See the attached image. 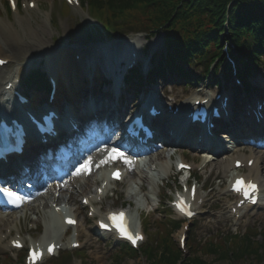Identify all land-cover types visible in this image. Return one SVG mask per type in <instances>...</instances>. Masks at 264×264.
<instances>
[{"label": "rangeland", "instance_id": "obj_1", "mask_svg": "<svg viewBox=\"0 0 264 264\" xmlns=\"http://www.w3.org/2000/svg\"><path fill=\"white\" fill-rule=\"evenodd\" d=\"M28 1L17 0V3H22L23 6L18 12L12 11L11 14L7 15L4 8V5L7 6L6 0H0V47L3 48V52H0V57L11 56L13 58L10 65L2 68L0 84L5 74L15 72L20 74V77H24L33 70L34 65L40 64L47 73L54 72L55 74L56 72L57 81L59 80L60 84H64V81H66L65 85L68 87L79 81V88L83 87V90H85L90 81L89 77L93 76L91 73H101L104 70L103 66L105 67L106 64V61L103 62L100 59V63L97 66V59L93 62V58L90 55L92 47L100 43L111 42L106 46L105 52L107 54L113 53V49L118 47L121 50H125L127 41H132L134 47L139 51L143 50V56L140 57L141 60L143 58L148 59L151 56L157 59L167 54V44L163 30L155 32L152 36H146L142 31L133 33L130 28H122L119 30L122 34L116 35L115 39L108 41L102 24L99 20L93 18L86 8L75 9L70 5H68V8H63L61 7L64 6L63 0H33L37 6L36 8H30L26 5ZM81 1L83 2V0ZM40 46L45 48L41 49L39 48ZM76 52L80 54L76 55ZM74 54L81 58L77 63L75 62ZM111 64L114 63L110 61V67L108 68L110 74L107 72L109 77L106 80L108 84L111 82L110 76L113 66ZM256 68L257 71L250 75L249 79L260 78L261 81H264V58ZM187 69L192 74H199L202 72V65L195 62L193 66L187 67ZM72 75H75V77ZM218 76L221 77V73ZM25 83L23 87L27 88ZM204 83L199 82L197 88L188 90L184 86L164 85L162 81L156 80L155 84H152L150 88L153 91L156 89L155 93L157 94L164 93L171 96H180L182 101L187 102L198 94H207L212 91ZM232 85L233 82L231 81L229 87ZM74 87L75 85L72 86V88ZM80 89L75 94L77 101L85 98V91L83 92ZM30 91L31 108L41 107L45 103L46 95L43 92H38L35 85L32 86ZM255 91L251 94L252 98L254 96L259 98L264 92L261 89ZM58 93L59 95L54 104L56 108H60V106L76 107L74 101L69 99L66 94H63L62 90ZM69 96L71 97L72 95ZM33 99L35 100L33 101ZM2 100L1 103L3 102ZM234 105V110H237ZM10 111H14V103L11 105ZM241 129L249 131L248 127L245 128V126H241ZM221 145L234 149L231 143H222ZM167 152H170L167 151V148H159L146 157L145 160L148 161V164L144 168L141 167V174L137 176L138 178L127 182L122 189H119L117 196H108L98 202L95 205L96 213H101L108 208L125 206L129 210L133 224H139L141 227V223L145 224L146 241L148 242V238L150 239L151 233L156 235L155 237L152 236V240L160 241L157 234L165 236L175 227L173 221L178 220V216L169 208L166 200L172 198L173 188L178 184L179 180L186 177V175H182L176 178L173 174L174 170L166 169V164L160 162V159H165L173 153L171 151L167 155ZM175 153L184 154L183 156L187 159L198 162L193 169L198 168L197 171L195 170V174L196 178L200 180L198 185L200 193L204 197V204L199 208L195 219L190 220L185 240L187 244L191 242L195 245L193 250L199 257L207 261L214 259V255L204 251V246L208 243H218L229 247L233 243V240L229 237L235 235V233L243 235L252 230L254 233L262 231L264 235V200H261L263 204L261 203L260 207L250 209L241 218L236 217L230 211L231 197L228 196L223 186L226 173L219 166V163H215L222 156L226 158V155H220L216 161L210 162L206 167H202L199 164L201 161H205V158H203L204 154L188 152L183 148L177 149ZM229 153H232V151H229ZM246 153H249V151H246ZM254 153L261 157L259 179L264 183V148L254 149ZM177 157L178 155H175V158ZM99 161L91 165V167L98 166L100 164ZM152 164L155 165L151 166ZM107 166L108 164H102L100 167L105 168ZM99 173L97 169L95 173L87 175V171L83 170L80 175L73 178V175L76 174L75 171L63 179L62 182L64 183L61 186H51V190L44 198L36 196L38 193L43 192L41 191L29 197L25 206L20 210L9 214L0 212V216H9L10 219L7 223H5L4 219L0 221V233L5 232L7 228H12L15 233L22 230L26 239H29L28 234L33 233L35 230H37L35 234L37 238L48 235L50 222L54 218L50 202L59 199L57 202L67 203L66 206L76 213L81 221V227L78 230L82 248L77 251L62 250L59 257H62L63 264H150L144 254H125L124 252L118 254V251H120V248H118L120 247L119 244L114 243V238L110 234L98 235L96 230H94V221L82 209L80 204L81 197L87 196L94 191ZM141 178L144 179L143 182H141ZM86 183H89V186L84 189L83 187L86 186ZM140 183H143L142 188H140ZM64 185L67 187H64ZM202 186H204L203 189H200ZM160 199H163L164 202L162 203L164 205L159 207L157 203ZM181 229L179 227L170 234L176 246L177 239L182 232ZM56 232L60 238L69 241L70 237H63L62 230H56ZM2 246L0 248V264H19L18 261L20 259L22 261V253L10 251L4 245ZM182 252L185 256L191 254L188 246L183 248ZM16 253L19 254V257H16ZM53 259L49 258L43 264H53L55 262V259ZM214 261L213 264H248L251 259H247V257L230 260L217 258ZM258 264H264V261Z\"/></svg>", "mask_w": 264, "mask_h": 264}, {"label": "trees", "instance_id": "obj_2", "mask_svg": "<svg viewBox=\"0 0 264 264\" xmlns=\"http://www.w3.org/2000/svg\"><path fill=\"white\" fill-rule=\"evenodd\" d=\"M89 9L103 20L107 30L119 32L121 28L144 31L149 35L163 30L167 44V54L160 58V65L150 75H175L193 84L201 80V75H192L183 65L201 64L204 66L202 78H207L210 69L213 74L224 62L221 51L224 40H230L234 48L230 51L241 66L240 78H245L253 66L264 57V0H87ZM6 8L8 6L4 5ZM7 11H9L7 9ZM116 22L113 29L112 22ZM118 22V23H117ZM227 31L226 34L224 33ZM224 33V34H223ZM223 34L224 38H221ZM213 65V66H212ZM212 66V67H211ZM211 67V68H210ZM227 76L231 67L224 64ZM41 82L42 79H33ZM210 81L213 78L209 76ZM243 86L250 87L245 81ZM240 91L239 89H237ZM170 230L165 236L158 234L160 241H150L140 251L150 264H213L215 259H251L248 264L264 261V235L262 242L252 239L251 234H235L231 246L208 243L204 251L215 256L205 260L194 252V244L188 243L191 254L184 255L173 242ZM125 254L134 251L123 246ZM218 256V257H217ZM116 264V263H115Z\"/></svg>", "mask_w": 264, "mask_h": 264}, {"label": "bare ground", "instance_id": "obj_3", "mask_svg": "<svg viewBox=\"0 0 264 264\" xmlns=\"http://www.w3.org/2000/svg\"><path fill=\"white\" fill-rule=\"evenodd\" d=\"M36 6L37 5L34 4V7H36ZM39 48L42 49V48H45V47L40 46ZM0 52H3V48L2 47H0ZM0 58H2V59H13L11 56H5V57H0ZM79 59H81V58H79ZM103 62H105V57H103ZM111 65H113L112 66V70H111L112 71V74H113V77H116L117 78V91L120 93V91L122 90V82H121L118 74H116L113 71V69H114V67H116V65H114V64H111ZM109 67H110V63L108 62V60H106L105 69L110 74V70L108 69ZM75 72H76V70H75ZM50 73H53L54 74V72H50ZM55 74H56V72H55ZM72 76L75 77V75H72ZM97 76H98V73L95 74V78H91L90 79V81H89L90 84H87V86H86L87 88H85V90H83V87L81 89L79 88V85H80V82L79 81L74 82V84L72 86L75 85V87L73 88V90L70 93V95H73L78 89L83 90V92L86 91V94L88 95V99L85 101L86 102V104L84 106L85 110H89L90 107H93L94 106L95 107V110H94L95 112H109V113H111L113 115L119 114V117H121L124 113L129 112L130 111L129 110V106H127L128 102L126 103V105H123V104L119 103L117 97L116 96H112L111 91L108 94H99V93H95L94 92V90H96L95 81H96V83H99V79H98L99 76L98 77ZM16 77H19V74ZM9 78H10L9 75L6 76V77H4L3 80L1 81V85H4V82L7 83L8 80H9ZM65 83H66V81H64V84L63 83L62 84H58V92L60 90H62L63 94H66L67 91L65 89L66 88H69V87L72 88V86H68L67 87L65 85ZM77 83H78V85H77ZM106 92H108V89L105 91V93ZM117 95H119V94L117 93ZM57 97H58V95H57ZM70 99H72V101H74L75 100V97H70ZM34 100L35 99H33V101ZM30 102H32V99L31 98H30ZM61 110L63 111V108H61ZM82 111H83V109H80V111H78V114L77 113H74V111H71V113H73L74 116L78 117V116H80L82 114L81 113ZM232 116L233 115H231V117ZM60 119H63V114H62V117ZM165 124L167 125V120L165 121ZM161 126H159V128H158L159 134H160V131H161ZM259 131H260V129L257 132H259ZM187 134L188 133H185V135H187ZM167 151H170L171 152V151H173V148L172 149L167 148ZM170 152H167V155ZM237 154H239V153H237ZM236 156H238V155H236ZM242 156L244 157V160L245 161L247 159H249V158H253L254 159L253 165L251 167H248V172L246 173L247 178H252V179L254 178L256 180H260L259 179V175H260L259 174V168L261 167L260 166V164H261V157H259L257 155H254L253 152H251L247 156L246 155H242ZM181 157L182 156L180 155V158ZM223 158H224V156H222L220 158V160L218 162L216 161L215 163H219V166L222 167L223 171H226V170L229 169V166L231 165V161L234 159V155L233 154L232 155H228L227 158H224V159ZM166 159H167V163L166 164H167V169H168V166L170 164L169 156H167ZM91 160H95V157L92 156V155H89V161H91ZM235 174H237V173H235ZM141 180L143 181L144 179H141ZM69 186H71V185H69ZM88 186H89V183H86V186L83 187V188L86 189ZM142 186L143 185H141V187ZM260 186L263 189L264 183L262 181H260ZM44 192L45 193H43V194L40 195V198H44L46 196V194L49 193V189H46ZM262 195L264 196V194H262ZM196 197H197V200L200 198V196L198 195V191L196 193ZM58 200L59 199H56V201H58ZM197 200L194 201V204H197ZM53 202H55V200H53ZM245 210H246V207L245 208L242 207V210H240V211H243L245 213ZM52 211H53V209H52ZM54 212H53V214L55 216V221L53 222V226H60V227H63L64 228V225L62 223V216L59 215L58 212L57 213H54ZM3 219H4L5 223H7L10 220L9 219V216L8 217L5 216V215L0 216V221H3ZM77 224H78V222L76 223V226H77ZM2 239L3 238L0 237V241H2ZM53 239L56 240V241H58V242H60L59 239H55L53 233H50V234H48L46 236H42L39 239V243L44 245L46 242H48L50 240H53ZM0 248H2L1 245H0Z\"/></svg>", "mask_w": 264, "mask_h": 264}, {"label": "snow or ice", "instance_id": "obj_4", "mask_svg": "<svg viewBox=\"0 0 264 264\" xmlns=\"http://www.w3.org/2000/svg\"><path fill=\"white\" fill-rule=\"evenodd\" d=\"M0 63H2V61H0ZM249 187H251L253 190L255 189V186L254 185H249ZM245 195L247 196L248 195V193L247 192H245ZM183 210V209H182ZM113 219H115V217H113ZM121 234L122 235H128L126 232H124L123 230H121ZM128 238L130 239V240H133V242H135V240L136 239H139L140 237H132L131 235H128Z\"/></svg>", "mask_w": 264, "mask_h": 264}]
</instances>
